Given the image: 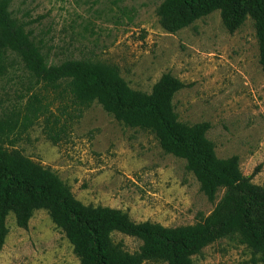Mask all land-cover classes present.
<instances>
[{"label":"rangeland","instance_id":"1","mask_svg":"<svg viewBox=\"0 0 264 264\" xmlns=\"http://www.w3.org/2000/svg\"><path fill=\"white\" fill-rule=\"evenodd\" d=\"M6 1L48 65L89 60L115 66L130 88L146 94L163 74L178 78L185 84L173 98L178 120L209 123L206 136L217 157L237 156L242 175L264 187V73L252 19L230 33L214 11L168 33L156 14L164 0ZM9 62L14 70L0 80V110L20 102L30 86L18 57L10 54ZM33 86L43 104L60 116L69 104L62 88ZM44 126V118L39 119L15 148L55 173L84 205L121 210L135 223L175 228L202 222L224 195L220 189L210 201L186 161L166 153L155 133L116 121L97 102L57 143L47 138ZM6 224L0 264H80L46 210H35L26 228L17 226L13 214ZM111 239L129 253L142 245L120 232ZM251 258V250L229 236L205 247L193 261L254 264Z\"/></svg>","mask_w":264,"mask_h":264},{"label":"trees","instance_id":"2","mask_svg":"<svg viewBox=\"0 0 264 264\" xmlns=\"http://www.w3.org/2000/svg\"><path fill=\"white\" fill-rule=\"evenodd\" d=\"M8 7L6 0H0V80L10 75L9 57L14 54L30 86L20 102L0 110V251L8 234L9 214L18 227L26 228L33 212L43 209L70 241L80 264H194L193 257L205 247L229 236H237L251 250L252 263H264V187L242 175L237 156L217 157L214 143L206 136L209 123L189 125L178 120L173 98L185 84L166 73L146 94L130 88L115 66L89 60L48 65ZM214 11H219L230 33L247 18L254 21L264 73V0H164L156 14L161 27L175 33ZM39 84L62 88L69 100L60 111L62 117L33 91V85ZM94 102L116 121L155 133L166 153L186 161L210 201L224 189L214 211L195 225L167 228L150 221L135 223L121 210L84 205L55 173L15 148L41 118L47 138L59 142ZM113 232L140 239L139 251L129 253L114 244Z\"/></svg>","mask_w":264,"mask_h":264}]
</instances>
